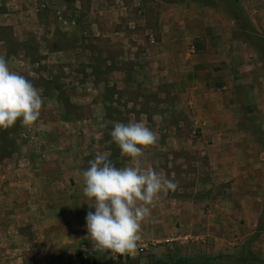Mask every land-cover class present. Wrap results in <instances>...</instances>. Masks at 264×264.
Wrapping results in <instances>:
<instances>
[{
  "label": "rangeland",
  "instance_id": "rangeland-1",
  "mask_svg": "<svg viewBox=\"0 0 264 264\" xmlns=\"http://www.w3.org/2000/svg\"><path fill=\"white\" fill-rule=\"evenodd\" d=\"M7 11L13 12L8 17L14 22L13 28L0 24V55L11 70L43 90L44 103L31 127L18 119L0 128V264H75L74 257H80L77 264H173L182 259L201 264L207 256L264 264V203L250 231L248 208L222 198L229 182H210L204 174L207 155L194 151L208 144L198 147L189 140L233 137L227 126L210 125L212 111L187 94L191 84L181 80L190 72L205 75L194 70L200 68L197 54L204 39L189 11L224 23V33L241 45L234 59L238 74L264 70V0H0V23ZM214 97L209 92L205 99ZM246 107L253 110L249 102ZM249 120L237 124L235 138H264L259 126L246 131ZM130 121H144L159 135L155 146L144 149L143 165L155 157L156 171L170 164L169 178L174 176L179 186L198 182L199 189L218 188L213 197L219 205L188 203V216L230 219L169 224L160 221L162 208L154 213L153 208L141 227L140 242L147 247L123 255L96 250L89 237L74 234L72 225L82 229L86 224L74 221L85 216L86 202H77L80 214L75 215L66 189L79 184L82 192L78 177L83 180L88 160L97 154L111 152L117 167L131 165L109 135L115 122ZM179 158L198 161L197 179L189 175H196L194 165L184 168L176 163ZM260 183L264 198V179ZM51 196L66 200L55 202Z\"/></svg>",
  "mask_w": 264,
  "mask_h": 264
},
{
  "label": "crops",
  "instance_id": "crops-1",
  "mask_svg": "<svg viewBox=\"0 0 264 264\" xmlns=\"http://www.w3.org/2000/svg\"><path fill=\"white\" fill-rule=\"evenodd\" d=\"M199 14H192L189 11L188 15L194 22V28L200 25L199 35H201V39H204V41L200 42L199 53L197 54L200 59V68H194V70L198 69L199 71L196 72L201 75L205 72V75L198 77L197 75L194 76L196 73L190 72V76L182 77L181 80L184 83L191 84V87L186 90V93L193 95L199 101L198 104L200 103L206 109L209 110L210 108V111H212V114L209 115L210 125L216 127L227 126L230 128L233 138H192L193 140L191 139L189 141L197 144L198 147L199 144L204 142L208 144V146L204 147V151H201V147L199 151H194L195 154L200 152L202 155H207L204 174H209L210 182H229L227 185L228 188L226 186L224 191H222L224 193L222 198H228V203L234 206H245L248 208L245 224L250 225V231H253L254 224L263 211L262 204L264 203L263 191L261 192L260 189V182L264 179V138H235L238 134L234 131L242 119L249 118L250 120L247 122L249 127L247 126L246 131L248 130L249 133H252L253 125H255L262 129L264 135V70L249 71L248 73H244V75L241 72H239L241 74H238V70H235L236 64L234 59L241 51L238 50V47L241 45L237 44V40L232 38L230 34L224 33V29L222 28L224 23H212L203 14ZM2 15L4 16L3 19L5 22L3 21L0 24L13 28L12 24L14 20L8 17L9 15H13V12L7 11ZM180 39L183 40L182 38ZM180 39L179 41H181ZM164 40L162 39L159 44L164 45L166 43ZM162 78L165 79L164 77ZM175 79L178 78H174V82L176 81ZM209 92L215 94V99L210 100V102L205 99V96ZM248 102L253 108L249 112H247L246 107V103ZM244 110L246 114L241 117L240 112ZM252 121H254V124ZM243 134L246 135L245 132ZM224 137L226 136L224 135ZM148 154L151 155V153ZM154 161L156 159L152 157V164L147 163L144 166L155 168ZM179 161L176 163H181V166H184V168L194 165L193 167L197 169V173L194 175L192 171L193 174L191 173L189 175H192L194 179L196 176L198 177L197 160L190 161V164L187 162L188 160L185 161L183 158H179ZM167 163L169 161H166ZM161 171L168 177L173 175L170 170V164L162 169L160 168ZM78 182L83 183L80 176L78 177ZM78 185H71L72 188L67 187L66 190L68 193L66 194V198L70 199L73 203L72 208H74L75 215L80 214V210H78L80 204L76 205L77 202L79 200L86 202L82 206L83 214L86 216L91 206V199L87 198L83 194V191L79 193ZM239 186L241 189H239ZM199 188L198 182L190 186L188 183L185 186L180 185L174 195L169 192L167 197H165L166 199L159 202V205L153 209V213L154 210L159 212L160 210L158 208H162L160 221L169 224L175 222L186 224L187 222L192 223L195 221L212 222L218 218H220L218 219L219 221L226 222L230 219L228 215L222 214H219V216H188L184 212V207L188 203L196 206H203L205 202L210 203L211 206L220 204L213 197V191L218 190L217 187L214 189L213 184H211L210 188L207 187L205 190L202 187L201 189ZM63 190L65 189L62 188L61 191ZM52 198L55 199V202L66 200L64 197L61 198V196H51L50 200ZM85 216L82 219L76 218L74 220L75 223L83 222ZM54 219L52 217V223H54ZM81 226L84 234L77 224L76 226L72 225L71 229H73L74 234L75 232H81L87 238L86 224H81Z\"/></svg>",
  "mask_w": 264,
  "mask_h": 264
},
{
  "label": "clouds",
  "instance_id": "clouds-1",
  "mask_svg": "<svg viewBox=\"0 0 264 264\" xmlns=\"http://www.w3.org/2000/svg\"><path fill=\"white\" fill-rule=\"evenodd\" d=\"M42 91L11 70L5 55H0V128L7 129L18 119L31 127L41 114ZM109 135L121 156L131 158L132 163L117 167L110 159L111 152L88 160L89 167L82 172V191L87 198H94L90 207L95 211L85 217L87 237L96 250L131 254L141 241L142 223L150 218L158 202L178 189L179 181L142 164L144 149L159 141L158 133L144 121L115 122Z\"/></svg>",
  "mask_w": 264,
  "mask_h": 264
},
{
  "label": "trees",
  "instance_id": "trees-1",
  "mask_svg": "<svg viewBox=\"0 0 264 264\" xmlns=\"http://www.w3.org/2000/svg\"><path fill=\"white\" fill-rule=\"evenodd\" d=\"M249 263H254L255 261H248ZM173 264H192L188 259H182ZM201 264H247L245 260L237 261L234 259H229L226 256H207L203 259Z\"/></svg>",
  "mask_w": 264,
  "mask_h": 264
},
{
  "label": "built area",
  "instance_id": "built-area-1",
  "mask_svg": "<svg viewBox=\"0 0 264 264\" xmlns=\"http://www.w3.org/2000/svg\"><path fill=\"white\" fill-rule=\"evenodd\" d=\"M138 247H139V248H142V247H145V248H146V247H147V244H144V243H142V242H139V243H138ZM138 247H137V248H138ZM74 258L77 259V260H75V264H77V263L79 262V260H80V257H74Z\"/></svg>",
  "mask_w": 264,
  "mask_h": 264
}]
</instances>
